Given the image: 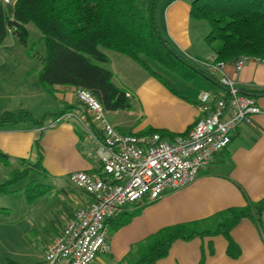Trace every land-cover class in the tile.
Returning a JSON list of instances; mask_svg holds the SVG:
<instances>
[{
	"label": "crops",
	"instance_id": "crops-1",
	"mask_svg": "<svg viewBox=\"0 0 264 264\" xmlns=\"http://www.w3.org/2000/svg\"><path fill=\"white\" fill-rule=\"evenodd\" d=\"M192 1L159 0L155 8L161 31L200 72L199 77L185 80L162 68L165 75L176 79L173 81H177L175 83L179 87L168 81L170 76L167 79L174 91L148 75L130 58L102 49L108 62L100 65L109 69L112 82L126 88L131 96L130 110L135 113L136 120L134 124L129 123L128 132L140 133L147 128L172 134L188 131L200 116L201 94H225V89L218 82L221 76L233 80L240 93L252 96L260 112L252 115L249 123L239 124L231 133L229 144L199 171L193 182L177 190L166 191L154 202L142 201L128 207L127 213H136L127 224L114 229L113 235L108 236L107 250L89 264H120L130 251H134L137 242L162 227L207 218L223 209L243 207L248 201L264 199V62L250 60L239 71H235L232 63L221 64L214 69V55L203 47L209 28L200 22L203 20L190 17ZM4 40L0 46L6 44ZM8 59L1 58L0 65ZM41 68L34 73L25 69V76L34 79L32 75L38 77ZM163 73L160 74L163 76ZM37 82L35 86L33 82L18 89L17 95L27 102L38 97L44 100L45 93L50 95L53 107L44 103L34 109L29 105L19 107L27 109L42 123L24 120L0 127V152L10 159H24L32 164L37 159L33 143L40 134V165L43 169L40 174L48 180L46 194L54 196L52 201L37 200L23 204L22 211L13 216L8 208H0V218L3 212H9L19 224L11 233L10 240V252L18 264H40L48 244L66 221L88 203V196L68 183V174L98 168L94 154H87L83 147L85 135L74 117H85L83 106L77 104L74 97V87L57 85L49 94L42 89L39 80ZM11 97L0 90V114H16L19 110L12 105ZM65 106L73 109L66 112V116L63 114L52 120ZM116 116L113 114L110 122L115 127L122 124L120 121L114 123ZM259 219L243 218L230 230L229 235L239 249L234 256L227 253V239L218 234L175 240L167 255L154 264H264V212ZM2 263L5 262L0 259Z\"/></svg>",
	"mask_w": 264,
	"mask_h": 264
},
{
	"label": "trees",
	"instance_id": "trees-1",
	"mask_svg": "<svg viewBox=\"0 0 264 264\" xmlns=\"http://www.w3.org/2000/svg\"><path fill=\"white\" fill-rule=\"evenodd\" d=\"M158 1L148 0L147 11L143 13L137 0H15L13 5L0 0V43L12 34L26 46V24H33L45 46L39 56L42 68L38 71V80L45 92L52 94L57 85L83 88L94 95L104 110H128L131 96L126 88L116 86L112 72L100 65L108 62L102 49L130 58L171 91L174 90L152 69L151 63L185 80L200 76L159 28L155 15ZM190 17L208 24L204 43L214 55L213 63H233L241 56L264 62V0H193ZM71 109L65 106L56 116ZM24 120L42 123L30 113L3 112L0 127ZM152 133L167 140L177 135L153 128L137 134ZM39 137L40 134L33 143L36 162L28 171H14L8 180L0 183V195L11 192V184L29 171L43 173ZM8 159V155L0 152V163ZM30 184L25 190L29 202L45 192V189L36 191V187L31 194L36 184ZM262 212L264 199L248 201L243 207H229L207 218L162 227L135 244L130 264H154L167 255L175 240L218 234L227 239V253L234 256L239 249L229 235L230 230L243 218L259 221ZM135 213L122 212L109 221V227L114 230L127 224ZM5 264L18 263L6 259Z\"/></svg>",
	"mask_w": 264,
	"mask_h": 264
},
{
	"label": "built area",
	"instance_id": "built-area-1",
	"mask_svg": "<svg viewBox=\"0 0 264 264\" xmlns=\"http://www.w3.org/2000/svg\"><path fill=\"white\" fill-rule=\"evenodd\" d=\"M250 60L258 61L237 58L232 63L235 71ZM221 64L216 63L214 69ZM218 82L225 94L203 92L199 118L172 140L157 133L119 131L106 119L102 105L89 90L74 88V97L83 106L86 118L70 116L81 125L86 140L83 147L87 154H94L98 168L68 174V183L84 192L89 201L73 213L48 244L40 264H89L107 250L111 219L136 203L154 202L166 191L195 180L229 144L239 124L249 123L251 116L260 112L255 99L240 93L233 80L221 76Z\"/></svg>",
	"mask_w": 264,
	"mask_h": 264
},
{
	"label": "rangeland",
	"instance_id": "rangeland-1",
	"mask_svg": "<svg viewBox=\"0 0 264 264\" xmlns=\"http://www.w3.org/2000/svg\"><path fill=\"white\" fill-rule=\"evenodd\" d=\"M9 1L12 2L13 0ZM137 4L143 13L146 12L147 0H137ZM200 22H202L203 24H207L205 21ZM206 26H208V24ZM26 30L28 32L26 46H23L19 42L18 37L12 34L7 35L4 40L6 44L0 46V59H7L9 57L8 61L3 64L4 66L0 65V90L5 93H9L11 96H13L11 97L10 101H13L12 105H14L15 109H19L21 105H29V107H33L34 109V107L39 106L40 103L48 104L49 107H53L52 98L46 93L44 95L46 96V99L44 100H48L46 102L43 99H39V97L37 99H31L30 102H27L24 98H21L17 95L18 89L31 85L33 82L34 86L38 83V77L35 74L32 75V78L34 79L25 76V69L34 73L39 67L41 68L39 56L44 53L45 49L44 41L41 38V34L38 29L33 24L27 23ZM203 47L211 51L205 43H203ZM150 65L152 69L156 70L159 73L165 72L162 71V68L157 67L158 65L154 63H151ZM166 75L163 73V77L166 80L170 76V79L168 81L172 82L174 86L179 87L175 83L177 81H173L176 79L172 80V75ZM130 109L120 111L104 110V115L109 122H112L111 116H113V114H117V120L114 123H118L120 121L122 124H116V128L121 132L130 133L128 132V130L130 131L129 123L134 124L136 120L135 113H133V111H131ZM20 112L30 113L27 109L21 108L17 110L16 114H19ZM64 116L66 115L64 114ZM56 118L57 116L55 114L52 120H55ZM31 164L32 163H29L28 160L21 162L14 159H8L6 163H0V183H3L8 180L10 175L14 171H28ZM30 183L36 184L34 187H32L34 190L30 191L31 194H34L36 187V191L45 189L48 185V180H46L37 171H29L25 175V177L18 179L13 184H11V192L4 195H0V208H8L11 216H13L14 214H19V212L22 211L23 204L29 203L25 190L29 189V187L31 186ZM53 199V195L49 196V194L43 192L40 195L36 196V198H34L32 201H52ZM9 212H3L0 218V259H3L4 262L6 261V259H10L12 261L16 259L15 255L10 252L12 247L10 244V240L11 233H13V230L15 228L17 229L19 224L18 221L15 220V218L11 217L10 214H8ZM114 231L115 230L109 228V237L113 235ZM132 259L133 252L130 251L120 264H130L132 263Z\"/></svg>",
	"mask_w": 264,
	"mask_h": 264
}]
</instances>
